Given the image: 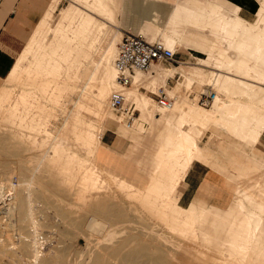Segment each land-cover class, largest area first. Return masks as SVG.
I'll list each match as a JSON object with an SVG mask.
<instances>
[{"label": "rangeland", "instance_id": "rangeland-1", "mask_svg": "<svg viewBox=\"0 0 264 264\" xmlns=\"http://www.w3.org/2000/svg\"><path fill=\"white\" fill-rule=\"evenodd\" d=\"M31 1L40 11L35 42L16 73L0 79V187L12 180L18 185L16 225L22 232L30 239L42 236V253L58 250L61 264H117L109 249L124 256L130 249L144 250L145 258L136 264H264V8L259 1L171 0L169 13L167 5L151 0H100L102 9L95 0ZM179 1L188 5L182 14ZM199 9L213 14L208 25L206 17L197 16ZM84 22L86 37L80 34ZM117 32L112 67L129 34L164 42L180 63L157 67L181 73L166 80L159 76L156 89L166 90L141 89L153 101L156 120L145 123L136 107L140 114L132 129L110 106L113 92L126 97L117 74L104 117L90 107L107 64L102 54ZM161 90L173 98V111L156 109ZM182 99L191 114L176 121ZM122 135L132 142L131 152ZM180 143L188 152H177ZM199 154L202 160L194 159L186 172L187 156ZM71 162L75 167L66 171ZM205 170L229 184L227 207L181 203L187 178ZM102 202L113 206L103 240L102 232L88 228L92 210L102 218ZM237 213L243 216L240 224L234 223ZM10 237L16 241L14 233ZM8 238L0 229V264L31 261L32 249L27 246L24 255L23 247L10 251Z\"/></svg>", "mask_w": 264, "mask_h": 264}, {"label": "bare ground", "instance_id": "bare-ground-1", "mask_svg": "<svg viewBox=\"0 0 264 264\" xmlns=\"http://www.w3.org/2000/svg\"><path fill=\"white\" fill-rule=\"evenodd\" d=\"M95 1L99 5V7L102 9V5H101L100 0H95ZM67 17L68 16H66L65 18H67ZM82 27L84 30L80 34L82 35V37H86L88 34V29L86 28L87 27L86 22H84L82 24ZM38 28L39 27H36L34 29L35 33L31 37L30 42H29L26 50L25 51L23 50L21 52V57L19 58V61L16 63V65L14 66V68L11 71L12 75H14L16 73L19 65L25 59L26 51L35 42L36 34L38 32ZM85 28H86V30H85ZM102 33L108 34V31L105 29H102ZM140 35H142V34H140ZM119 40H120V33H118V32L113 33V38L108 42V49L105 50L104 53L102 54L101 60H102V62H104V63L106 62L107 64H105V68L99 72V75H100L99 77L101 79V86H100L101 90L96 95V97L93 98L92 103L90 104L91 109L96 113L97 116H99L101 118L104 117V113H105L104 108L107 105V94H108V92H110L112 90V83L114 81V78H116V74H117L115 67H112L110 64L108 65V63L110 61H112V59L114 58L115 44ZM116 55H117V53H116ZM115 58H116V56H115ZM113 66H114V64H113ZM151 72L155 73V75H148V76H143L142 74L135 75L133 80H132L133 85H132V83H131L132 86L130 85L131 87L130 86L121 87L117 81L118 86L120 88L126 90V97L125 98H127V100L128 99L131 100L136 105V107L140 110L141 120L145 121V123L151 122V121L154 122V120H156V119H155L154 114H153V110H154V105L152 103L153 101H152L151 97H149L147 94L141 95V93H140L141 89L144 88L145 90L150 91L151 93H154L156 87L158 85H160V83H161V80H159L160 79L159 76L160 77L163 76V80H166L167 77L170 76L172 73H181V72H178L177 69H166V68H157V67H154ZM151 72H149V73H151ZM138 73H142V72H138ZM184 73H185V70L182 69V74H184ZM128 87H130V88H128ZM161 88L165 89V87L160 86L158 88V90L156 89L157 93L159 92V89H161ZM157 93H155V94H157ZM214 99H216V96H214ZM216 103L220 104V105L223 104L219 101ZM155 105H156V109L158 111L163 110L166 112H171L174 109L175 103H173L171 105V107H169L167 109L159 107L156 103H155ZM182 105L183 106L181 107V111H180L181 114L176 118V121H180L183 117H188L191 114V109L185 106L184 99H182ZM50 149H51V147H50ZM176 150H177V152H185V151L188 152L187 146L184 143H180L177 146ZM194 157L195 156H189V155L187 156V158H186V168H187L186 172H187L188 167H189V165L192 162ZM74 167H75V164L73 162H71V165L68 167V169H66V171L69 170V168H74ZM77 170H79V169H77ZM80 173H82V172H80ZM250 182L253 184V181H250ZM7 183H8L7 187H4V186L0 187V204H3V206L1 207V211L3 214L1 216H3L2 219L5 220V223L0 222V229H2V233L4 235H6V237L9 236L8 239L10 240L11 243L9 244L8 249L10 251H13L14 249L17 250L18 247L19 248L23 247L25 250V252L23 253V255H24L27 252L26 249L28 247L31 248L32 249L31 256L33 258L31 259V261L29 260V258L28 259L26 258L25 260H23L24 264H61V261H60L61 253L58 250H55V251L50 250L46 254L42 253V245H44V243L42 242V240H43L42 236H41V238H39L35 234V235H33V239L32 238L30 239L29 238L30 235L28 234L29 235L28 236V235H26V233H23L21 228L16 225V223H18V221H20V217L17 215V210H18L17 209L18 199L16 198L17 193H14L15 191L17 192L18 185L13 183V180L8 181ZM33 184H34L33 182L29 183V186L31 187V189H32ZM175 184H176V182H175ZM5 185H6V183H5ZM31 192H32V190L30 191L29 196H31ZM158 197L162 198V196H159V195H158ZM104 200L105 199H102V201H104ZM30 206H31V204H30ZM112 210H113V206L112 205L106 206L105 202H102V218L100 217V214H98L97 211L92 210L96 215L93 214L92 219L89 220L88 228H89V230H91L93 232H97V233L102 232V235L104 234V236L102 237V240L104 239V237L107 234V232H106L107 229L112 225V222H110L107 218H105L106 216L107 217L109 216V218H111L110 216H111ZM9 211H10V213H9ZM34 213H35V207H33V208L31 207L29 210V217L30 216L32 217L31 223H32L33 229H37L40 227V225L36 222V218H35ZM242 217L243 216L241 213H237L235 216V220H234L235 222L234 223L240 224L242 221L241 219H243ZM115 225H117V224L115 223ZM10 233H14V238L16 239V241L11 240ZM107 241H109V240H107ZM107 241H105V242H107ZM39 243H40V248L38 246ZM111 246H114V245L109 244V247H111ZM108 251H109L108 252L109 256L114 261H116L117 264H136L135 263L136 259H142V258H145V256H146V254L144 253L145 252L144 250H143L144 252L143 251L139 252V250L134 252V250L130 249L131 254L128 252V254L126 256L120 254L117 249L113 250V251L111 249H109ZM78 261H79L78 263L81 262L80 258L78 259ZM12 263L17 264L16 262H12Z\"/></svg>", "mask_w": 264, "mask_h": 264}, {"label": "crops", "instance_id": "crops-1", "mask_svg": "<svg viewBox=\"0 0 264 264\" xmlns=\"http://www.w3.org/2000/svg\"><path fill=\"white\" fill-rule=\"evenodd\" d=\"M151 1L167 5L169 7L168 13L172 10L174 5V2L171 0ZM258 1L261 7L264 8V0ZM179 2L180 4L177 9H179V13L182 14L188 5L186 2L184 5L181 4V1ZM31 3V0H0V79L4 78L3 80H6L10 75L12 69L16 65V56L18 55L20 49L26 44V38L29 32H31V28L40 18V11H34L31 7ZM210 7L213 11L215 6L210 5ZM197 16L199 18L206 17L207 19L205 18L204 23L208 25L209 16H213V14L206 12V10L199 9ZM253 21L256 22V19L254 18ZM193 22L194 21L191 23ZM30 39L22 51L26 49ZM120 138L130 142L131 148H129V151L131 152V149H133L132 142L123 135ZM105 149L106 151L114 154L111 150L107 148ZM115 159L118 161L116 156ZM194 159L202 160L200 158V154L199 156H195L193 160ZM187 184L189 189L181 199V203L183 204L205 201L218 207L225 208L230 203L232 191L229 188V184L220 179L217 174L210 170L194 172L189 176V178H187ZM234 215L236 216V214ZM257 239L261 240V238Z\"/></svg>", "mask_w": 264, "mask_h": 264}, {"label": "built area", "instance_id": "built-area-1", "mask_svg": "<svg viewBox=\"0 0 264 264\" xmlns=\"http://www.w3.org/2000/svg\"><path fill=\"white\" fill-rule=\"evenodd\" d=\"M113 64L121 87L130 86L138 72L149 73L154 67L180 65L174 51L162 41H148L140 34H129L122 39ZM157 98V104L161 108L167 109L174 103L173 98H170L164 90H161ZM110 106L127 129L135 126L140 113L136 105L129 104L123 94L113 92L110 96Z\"/></svg>", "mask_w": 264, "mask_h": 264}]
</instances>
